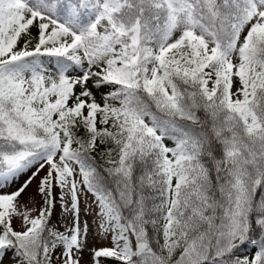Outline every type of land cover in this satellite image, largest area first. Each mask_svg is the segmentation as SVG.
I'll return each mask as SVG.
<instances>
[{
    "label": "snow or ice",
    "instance_id": "snow-or-ice-1",
    "mask_svg": "<svg viewBox=\"0 0 264 264\" xmlns=\"http://www.w3.org/2000/svg\"><path fill=\"white\" fill-rule=\"evenodd\" d=\"M85 251L264 264V0H0V260Z\"/></svg>",
    "mask_w": 264,
    "mask_h": 264
},
{
    "label": "rangeland",
    "instance_id": "rangeland-1",
    "mask_svg": "<svg viewBox=\"0 0 264 264\" xmlns=\"http://www.w3.org/2000/svg\"><path fill=\"white\" fill-rule=\"evenodd\" d=\"M98 94L99 93H97V96H98ZM23 179H26V177H21V181L20 182H22ZM15 186L16 185H13V187H15ZM25 197H24V199H25ZM84 219H87L89 221V225H90V228H91L89 242H90V244L96 243V241L93 239V236H94V233H95V223H94L92 217H90V216L89 217H85L83 215V212H82L81 220L83 221ZM65 221H66V217H64V215L62 213V209L60 208V205H59V202H58L57 206H56V209L54 211L52 223H54V224H62ZM18 223L19 222H15L14 221V227H18ZM243 253L245 255H248L249 251H246V252L243 251ZM12 260H13V255H12V253L9 252L7 255L3 256L2 260H0V264H12ZM83 261H84L83 264H88L89 256H88L87 251H85V253H84Z\"/></svg>",
    "mask_w": 264,
    "mask_h": 264
},
{
    "label": "bare ground",
    "instance_id": "bare-ground-1",
    "mask_svg": "<svg viewBox=\"0 0 264 264\" xmlns=\"http://www.w3.org/2000/svg\"><path fill=\"white\" fill-rule=\"evenodd\" d=\"M35 187H36L35 183H33V184L29 187V189L27 190V192H26V194H25V196H26L25 199L27 198L28 195L34 194V192H35ZM37 201H39V197H37ZM83 263H84V261H83Z\"/></svg>",
    "mask_w": 264,
    "mask_h": 264
},
{
    "label": "trees",
    "instance_id": "trees-1",
    "mask_svg": "<svg viewBox=\"0 0 264 264\" xmlns=\"http://www.w3.org/2000/svg\"><path fill=\"white\" fill-rule=\"evenodd\" d=\"M36 34V29H33V35H35ZM99 95H100V93L98 94V97H99ZM243 251H248V248H247V246L245 247V249H242L241 250V252L239 253L240 255H245L244 253H243Z\"/></svg>",
    "mask_w": 264,
    "mask_h": 264
},
{
    "label": "crops",
    "instance_id": "crops-1",
    "mask_svg": "<svg viewBox=\"0 0 264 264\" xmlns=\"http://www.w3.org/2000/svg\"><path fill=\"white\" fill-rule=\"evenodd\" d=\"M89 222V221H88Z\"/></svg>",
    "mask_w": 264,
    "mask_h": 264
}]
</instances>
